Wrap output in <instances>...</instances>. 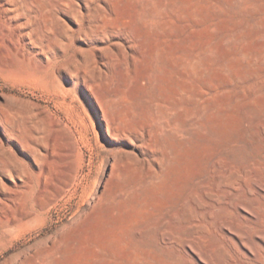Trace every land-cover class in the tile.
<instances>
[{
    "label": "rangeland",
    "instance_id": "1",
    "mask_svg": "<svg viewBox=\"0 0 264 264\" xmlns=\"http://www.w3.org/2000/svg\"><path fill=\"white\" fill-rule=\"evenodd\" d=\"M40 3L0 23L8 36L46 32L33 59L0 54V144L28 165L32 134L53 144L36 145L49 182L71 172L73 184L52 201L39 179L0 169L19 186L14 213L30 212L3 225L0 210V264H183L136 233L178 213L218 164L259 170L248 181L264 185V0Z\"/></svg>",
    "mask_w": 264,
    "mask_h": 264
},
{
    "label": "bare ground",
    "instance_id": "2",
    "mask_svg": "<svg viewBox=\"0 0 264 264\" xmlns=\"http://www.w3.org/2000/svg\"><path fill=\"white\" fill-rule=\"evenodd\" d=\"M12 3L16 5L15 9L9 6ZM19 3L22 4L17 6ZM40 4V0H0V23L3 21L4 26L9 27L10 21L14 18L11 14L15 10L24 12L31 8L41 9ZM152 17L154 18V16ZM138 18L142 20L141 15ZM136 20L133 19V21ZM142 22L140 23L143 24L144 22ZM135 24L137 26V21ZM151 30H153L152 27ZM45 33V30L41 29L28 34L16 33L13 36H8L0 31V54L11 56L12 53H15L18 61L33 59L36 57L34 55L36 49H43L42 42L45 39ZM148 79L150 83H153L151 78ZM86 91L95 107L102 106L98 103L99 95L92 93L89 88ZM111 92L104 94L106 99L109 100L113 97ZM108 100L101 103H110ZM101 115V125L103 129L105 128L107 137L113 140L115 136L111 131L110 122L104 114L101 113ZM116 133H118L117 130ZM36 145L45 147L50 154L55 151L53 144L40 141V139L38 141L32 134L28 143L31 165L14 155L12 150H4L1 145L3 150H0V169L12 180H15L16 176L21 178L22 174L26 173V187H32L33 180L39 179L41 193L46 196L51 192L49 199L53 201L58 198L65 187L70 183L73 184V175L71 172H66L49 182L52 172L50 164L45 160L47 155L43 154ZM36 167H39V171H36ZM252 174L257 176L260 171L250 166L234 168L218 164L213 178L211 180L205 178L206 181L199 187L200 192L188 197L178 213H166L158 224L151 225L146 232L144 231L145 233H136V239L148 244L161 243L171 246V249L167 250V255L178 259L183 264H264V208L253 204V202H259L261 198L264 199V185L256 179L248 181ZM49 184L51 191H48ZM18 187L16 184L9 186L0 177V210H5L8 214L6 219L2 220L3 225H6L7 222H20L24 217L30 215V212H25L18 217L14 213L13 207L20 200ZM254 191H259L260 196H253ZM40 206H43L42 202ZM212 229H215V232L218 231L217 234L212 233ZM151 234H154L157 239L148 238ZM208 242L209 244H207Z\"/></svg>",
    "mask_w": 264,
    "mask_h": 264
}]
</instances>
